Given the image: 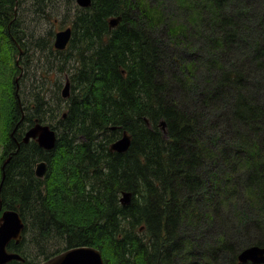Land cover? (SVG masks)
<instances>
[{"label": "trees", "instance_id": "1", "mask_svg": "<svg viewBox=\"0 0 264 264\" xmlns=\"http://www.w3.org/2000/svg\"><path fill=\"white\" fill-rule=\"evenodd\" d=\"M3 78L1 211L24 221L5 264L81 245L104 264H252L237 254L264 245V0H0ZM36 121L49 151L22 140Z\"/></svg>", "mask_w": 264, "mask_h": 264}, {"label": "water", "instance_id": "2", "mask_svg": "<svg viewBox=\"0 0 264 264\" xmlns=\"http://www.w3.org/2000/svg\"><path fill=\"white\" fill-rule=\"evenodd\" d=\"M81 7H88L91 0H75ZM119 17L110 20V25H115ZM71 28L67 27L55 33L53 45L56 49H64L70 39ZM21 74V73H20ZM20 77V76H19ZM18 76L15 78H19ZM62 96H69V82L66 81L62 88ZM161 128L164 129L165 122H160ZM112 129L115 126L111 127ZM13 133V132H12ZM11 133V134H12ZM29 139H34L38 145L47 151L51 150L56 142V131L48 124L36 121L30 128H28L23 135V142H28ZM131 137L123 131L121 136L110 144V149L123 152L126 151L130 145ZM10 157L5 161L8 162ZM3 164V166H4ZM2 166V167H3ZM47 171V162L40 160L35 164L34 173L37 177H44ZM130 201V193L122 192L120 202L126 204ZM1 209V203H0ZM24 229V221L20 214L13 209H4L0 214V264H5L11 260H23V257L15 251H8L7 245L10 241L20 242ZM239 262L252 264H264V245H250L241 249L237 254ZM38 264H104L101 251L92 246L81 245L64 249L44 260Z\"/></svg>", "mask_w": 264, "mask_h": 264}, {"label": "rangeland", "instance_id": "3", "mask_svg": "<svg viewBox=\"0 0 264 264\" xmlns=\"http://www.w3.org/2000/svg\"><path fill=\"white\" fill-rule=\"evenodd\" d=\"M70 20H71V18L70 17H68L67 18V20L65 21V23H63L62 25H61V27L60 28H63V27H65V26H67V25H69L70 24ZM54 27L56 28V30L57 29H59V24L58 23H56L55 25H54ZM13 63V56H11L10 58H9V65L10 64H12ZM7 64V65H8ZM18 64V65H17ZM17 64H15L16 65V67H17V69H14L13 67L15 66H11V68H10V72H9V80H11V75H12V73H14V78H16L17 76L19 77V76H21L22 75V73H23V71H24V66H23V63H21V64H19V63H17ZM23 66V67H22ZM17 70V71H16ZM21 73V74H20ZM53 76V74H51L50 75V79L48 80L50 83H51V91L53 90V89H55L56 88V83H55V81H54V77H52ZM20 78V77H19ZM18 78V79H19ZM18 79H17V81H18ZM64 80H65V77H63L62 79H61V87H60V90H59V94L61 93V91H62V88H63V85H64ZM8 80H6V78H3V79H0V83L2 84V83H4V82H7ZM16 81V82H17ZM17 86H16V89L18 90V84H16ZM27 88H28V86H27ZM27 88H26V90H25V92L26 93H24V95H27L28 94V90H27ZM21 95V94H20ZM4 117H5V115H4ZM4 117H3V120H2V130H4ZM0 148H1V146H0Z\"/></svg>", "mask_w": 264, "mask_h": 264}, {"label": "flooded vegetation", "instance_id": "4", "mask_svg": "<svg viewBox=\"0 0 264 264\" xmlns=\"http://www.w3.org/2000/svg\"><path fill=\"white\" fill-rule=\"evenodd\" d=\"M84 8H85V7H84ZM67 27H70V28H71L70 25H67V26H65V27H63V28H59V29L55 30V32H54V36H55V33H56L57 31H59V30H63V29H65V28H67ZM72 35H73V33H72V28H71V36H70V39H69L68 43L70 42V40H71V38H72ZM53 41H54V39H53ZM68 43H67V45H68ZM67 45H66V47H67ZM66 47H65V48H66ZM64 77H65L64 83H65L66 81L69 82V94H70V90H71L70 80H69V78H68L67 75H65ZM63 116H65V113L63 114ZM22 117H23V114H22ZM43 149H44V148H43ZM44 150H46V149H44ZM46 151H47V150H46ZM47 166H48V163H47Z\"/></svg>", "mask_w": 264, "mask_h": 264}, {"label": "bare ground", "instance_id": "5", "mask_svg": "<svg viewBox=\"0 0 264 264\" xmlns=\"http://www.w3.org/2000/svg\"><path fill=\"white\" fill-rule=\"evenodd\" d=\"M32 125V124H31ZM49 125V124H48ZM29 128V127H28Z\"/></svg>", "mask_w": 264, "mask_h": 264}]
</instances>
